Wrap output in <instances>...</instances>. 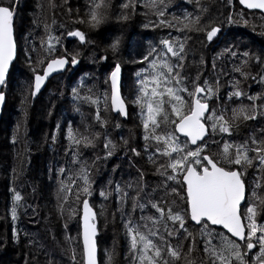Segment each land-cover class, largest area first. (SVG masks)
Instances as JSON below:
<instances>
[{
	"label": "snow or ice",
	"instance_id": "snow-or-ice-1",
	"mask_svg": "<svg viewBox=\"0 0 264 264\" xmlns=\"http://www.w3.org/2000/svg\"><path fill=\"white\" fill-rule=\"evenodd\" d=\"M227 3L231 5L232 0H227ZM239 4L247 9L264 11V0H239ZM197 5L199 14L173 17L172 21L165 17L168 7L165 0H149L146 5L154 10L157 23L150 22L145 27L175 28L185 35L161 40L163 50L152 47L141 62L149 61V57L154 58L147 68L136 73L141 77L138 81L141 87L134 103L141 109L143 151L154 166V174L163 178L161 183L149 188L144 182V173L140 172L134 182L122 185L109 180L99 191V196L105 201L115 195V212L112 215L115 217L119 213L123 221L130 264H194L190 257L197 250L203 252L207 264H264V224L257 221L258 216L264 218V195L260 194L264 193V126L250 131L240 141L233 139L234 129L240 124L264 121V95H247L239 87L241 81L236 80L234 90L228 93L223 105L210 107L213 98L222 99L218 96L219 79L211 84L207 79L201 81V73L194 78L187 74L186 45L192 39L189 33H203L211 42L222 29L211 20L205 22L202 14L207 12V8L200 5V0H197ZM18 7L19 0H10L7 4L0 0V106L6 100L3 88L7 86L10 66L16 57L14 19ZM39 7L43 8L42 5ZM110 7V0H90L87 19L78 22L98 29L108 19ZM135 7L134 0H126L121 5L119 19L127 21ZM227 21L235 22L231 15ZM244 22L247 23L246 20ZM43 26L47 32L49 25L44 23ZM66 35L76 38L81 45L91 43L86 33L79 29L69 30ZM120 43L119 37L110 43L109 48L114 54L118 52ZM60 44V38L50 34L46 39H41V47L46 55L37 61L41 65L40 71L32 68V97L40 93L52 73L67 71L80 63L79 51L70 52L64 48L63 54H57V45ZM225 52L233 57L238 55L231 47L225 48ZM241 55L243 67H236L234 71L239 72L245 80H256L257 77L244 68L252 61L264 66V51L260 54L244 51ZM99 59L107 60V57L101 56ZM212 68H216L214 62ZM110 69L103 80V85L107 87L102 93L93 86L82 94L83 82L71 90L74 100L95 106L94 119L101 127L108 123L102 112H114L125 118L128 116L121 95V64L110 65ZM258 76V82L264 84V72L258 73ZM241 98L251 103H240L230 108L229 116L228 102L235 103ZM257 100L261 103L257 104ZM79 110L77 107L76 111ZM225 135L229 139L225 140ZM217 136L221 139L217 140ZM97 137L98 133L85 134L74 129L71 122L68 124L66 139L72 150L71 163L80 167L68 176L67 181H60L59 191L71 193L79 207L65 209L64 204H68L69 199L68 195H64L60 198L63 204H58V210L61 215L65 211L76 215L82 210L83 248L79 264H97L98 222L106 212L104 205L97 212L90 204L94 180L90 166L80 159V149L94 146ZM51 139L55 142L56 136L52 135ZM214 146L215 151L212 150ZM115 147L110 140H105V159L113 155ZM129 150L134 156L141 154L136 148ZM250 169L253 170L251 173ZM57 172L63 176L71 170L59 167ZM157 188H162L163 197L157 198ZM12 191L11 216L15 222L22 196L15 189ZM152 210L154 214H146ZM189 224L196 226L195 231H189ZM71 239L65 237L69 243ZM11 242L19 243V233L15 227ZM4 246L6 239L0 238V248ZM254 249L258 251L250 255ZM68 251L71 264H77L75 249L69 248ZM111 259L112 254H109ZM48 264H54V261L49 260Z\"/></svg>",
	"mask_w": 264,
	"mask_h": 264
},
{
	"label": "trees",
	"instance_id": "trees-1",
	"mask_svg": "<svg viewBox=\"0 0 264 264\" xmlns=\"http://www.w3.org/2000/svg\"><path fill=\"white\" fill-rule=\"evenodd\" d=\"M125 2L126 0H110L108 19L98 29H91L87 23L78 22L87 19L90 0H20L16 23L18 19L25 17L28 24L22 33H17L18 57L10 73L8 82L11 93L8 92L6 109L0 123V238L6 239V246L0 248V264H48L49 260L54 261V264H71L68 249L72 246L65 240L66 235L58 237L53 226L45 219L56 212L61 224L62 215L58 210V204H63L60 198L64 195H68L69 199L64 208L79 207L71 193L59 191L60 181H67L68 176L78 171L80 167L79 164L71 163L72 150L69 149V141L66 139L69 122L74 129H79L82 133H98L94 146L80 149V159L90 166L94 180L90 203L97 212L101 205L106 208V218L101 217L98 222L100 264H130L123 221L119 213H116L115 217L112 215L115 212V195L105 201L99 196V191L109 180L122 185L134 182L140 172L144 173V182L149 188L157 187L161 183L162 177L154 174V170L148 171L145 168L150 162L147 159L148 154L143 151L144 129L142 116L139 114L140 107L134 103L141 87L138 82L141 77L136 73L147 68L149 61L154 58L149 57V61L141 62L152 47L163 50L161 40L170 36L183 37L185 34L176 31L175 28L151 25L145 27L144 25L150 22L157 23L154 10L146 7L149 0H134L136 7L130 13V18L127 21L119 19L121 5ZM165 2L168 3L165 17L170 21L173 17H182L189 13L199 14L197 0ZM39 5L43 8L41 9ZM200 5L207 8V12L202 14L204 21L211 20L221 26L222 30L211 42L203 33H189L192 39L186 45L187 74L194 78L197 73H201V81L207 79L211 84L219 79L218 96L222 99L213 98L219 103L216 105H223L228 93L234 90L233 84L236 80L241 81L239 87L247 95H264V84L258 82V73L264 72V66L252 61L244 68L252 76H256V80L250 78L245 80L239 72L234 71L236 67H243L241 54L244 51L255 54L264 51V26L256 21L258 16L261 17V13L243 9L238 0H232L231 5L227 0H200ZM229 15L235 22L228 23ZM44 23L49 25L47 32ZM76 29L85 32L91 43L81 45L78 40L70 41L66 33ZM49 34L61 40V44L57 45V54H63L64 48L70 52L79 51L80 63L77 68H70L65 74L55 77L44 91L32 97L30 87L33 79L32 68L37 71L41 69V65L39 63L37 66L33 65L32 60L37 58L38 61L41 54L43 59L45 58L46 53L41 47V39H46ZM116 37L120 38L121 43L118 52L114 54L109 45ZM228 47L238 55L233 57L226 53L225 48ZM101 56H106L107 60H100ZM117 62L124 66L123 75L131 69L138 83V90L136 89L129 97L126 91L124 94L122 84L124 97L129 104L128 116L125 118L114 112H102L108 123L101 127L94 119L95 106L74 100L71 90L83 82L82 94L93 86L102 93L107 87L103 85V80L111 70L110 65ZM213 62L216 64L215 70L212 68ZM22 65L24 70L20 69ZM240 103L251 102L246 98H241L235 103L228 102L227 114L230 116V108L237 107ZM256 103L260 104L261 101L257 100ZM212 106L214 104H210V107ZM77 107L79 111H76ZM117 124L120 126L117 127ZM262 126L264 121L240 124L234 129L233 139L240 141L250 131ZM52 135L56 136L55 142L51 139ZM106 139L116 145L113 155L107 159L104 148ZM216 139L220 140L221 137L217 136ZM224 139L227 140L229 137L225 135ZM131 148H136L141 153L140 156H134L129 150ZM212 150H216L215 146ZM59 167L70 169L71 172L60 176L57 172ZM249 171L251 173L253 170ZM13 189L22 196L15 222L11 216ZM155 195L157 198L163 197L162 188H157ZM146 214H154V210ZM136 215L139 216V213ZM108 216H111L110 221L107 219ZM74 217L78 218L77 222L80 224L81 210ZM106 226L110 229L107 241ZM111 226L116 232L112 233ZM13 227L19 233V243L11 242ZM187 227L189 231L196 229L193 224ZM77 230L79 232L74 231V234L71 232L70 234H73L82 251L80 228ZM119 241H122L120 249ZM72 244L77 248L74 242ZM257 251L258 249H254L250 255H255ZM109 254H112L111 261ZM191 257L194 259L199 257L203 262L201 264H207V258L201 250L194 251ZM81 258L82 253L77 258V264Z\"/></svg>",
	"mask_w": 264,
	"mask_h": 264
},
{
	"label": "rangeland",
	"instance_id": "rangeland-1",
	"mask_svg": "<svg viewBox=\"0 0 264 264\" xmlns=\"http://www.w3.org/2000/svg\"><path fill=\"white\" fill-rule=\"evenodd\" d=\"M4 3H9L10 0H3ZM19 14V12H18ZM19 18V16H18ZM257 23L264 26V16L261 14V17H257L256 19ZM28 20H25V17H22L21 20L18 19V23H16V31L18 34L22 33L23 30L26 28L27 26V23ZM43 59V55L41 54V56L38 58V60H41ZM32 64L37 66L38 63H37V58H33L32 60ZM123 69H124V66H122ZM24 66L22 65L20 69H23ZM24 70V69H23ZM79 71V69H77ZM78 72H76L77 74ZM122 84H123V88H124V94H125V91L126 93L128 94L129 97H131L134 93V91L137 89L138 90V83L135 81V75L134 73L131 71V69H128L125 74L123 75V81H122ZM10 83L8 82L7 83V86L5 87V92H8L11 93L10 91ZM128 103V102H127ZM210 104H219L217 101H215L214 99L212 101H210ZM129 105V104H128ZM129 109V107H128ZM139 114H141V109L139 111ZM139 129V127H138ZM148 171L149 170H154V166L151 164V163H147L146 164V167H145ZM69 207H66L65 209H68ZM58 216L56 215V212L54 213H51L49 217L45 218L46 219V222L51 224L53 226V228L55 229L56 231V234L58 237H64L66 235V237H71V246L72 248L75 249L76 251V259L79 257L80 253H82L81 249H79L78 247V244L76 242V239H74V236H73V232H79L77 230V228L79 227L80 228V238H81V219H80V224L77 222V219L74 217V215H71L70 212L68 211H65L64 214L62 215L61 217V224L57 218ZM78 217V216H77ZM107 219L110 221L111 219V216H108ZM257 221L258 223H261V224H264V218H261L260 216L257 217ZM65 224H67V228H65ZM106 229L108 231V235L106 234V241L109 239V233H110V229H109V226H106ZM65 230V231H64ZM58 231V232H57ZM111 231L112 233L116 232V230L111 226ZM66 232V233H65ZM73 233V234H70ZM78 235V234H77ZM78 239V238H77ZM69 242V241H67ZM72 242H74V244L77 246V248L72 244ZM121 243L122 241H119L118 242V249L121 248ZM78 249V251H77ZM106 251L108 253V245L106 247ZM194 264H201L203 263L201 261V259L198 257L196 259H194V257H191ZM114 263V262H113Z\"/></svg>",
	"mask_w": 264,
	"mask_h": 264
},
{
	"label": "water",
	"instance_id": "water-1",
	"mask_svg": "<svg viewBox=\"0 0 264 264\" xmlns=\"http://www.w3.org/2000/svg\"><path fill=\"white\" fill-rule=\"evenodd\" d=\"M238 3H239V0H238ZM19 5H20V0H19ZM240 5V4H239ZM240 7H242L243 9L245 10H248V11H257L259 13H261L263 16H264V11L260 10V9H247L245 8L243 5H240ZM18 10H19V7L17 8V12H16V17L14 19V39L16 41V44H17V49H16V57L14 58L13 62H12V65L10 66V73H11V70L13 68V65L15 63V61L17 60V57H18V42H17V31H16V19H17V15H18ZM68 39L70 41H74V40H77L76 38H70L68 37ZM77 66V65H76ZM75 66V67H76ZM75 67H72V68H75ZM67 71H62V72H54L52 73L48 79L45 81L44 85L42 86L41 88V91H44L48 84L57 76H60V75H63L65 74ZM10 73H9V77H8V81H9V78H10ZM122 81H123V67L121 66V85H122ZM3 91L5 92V87L3 88ZM6 94V100H5V103L0 106V123L3 119V115H4V112H5V109H6V105H7V101H8V94L7 92H5ZM121 95L122 97L124 98L125 100V103H126V106H127V111H128V103L124 97V94H123V91H122V87H121ZM183 138V137H182ZM91 204V203H90ZM94 210H96L94 208ZM82 232H83V221H82V210H81V243H82V248H83V239H82ZM99 257H100V249H99V245H98V239H97V252H96V261H97V264H100V261H99Z\"/></svg>",
	"mask_w": 264,
	"mask_h": 264
},
{
	"label": "flooded vegetation",
	"instance_id": "flooded-vegetation-1",
	"mask_svg": "<svg viewBox=\"0 0 264 264\" xmlns=\"http://www.w3.org/2000/svg\"><path fill=\"white\" fill-rule=\"evenodd\" d=\"M77 67H78V65L75 68H77Z\"/></svg>",
	"mask_w": 264,
	"mask_h": 264
},
{
	"label": "bare ground",
	"instance_id": "bare-ground-1",
	"mask_svg": "<svg viewBox=\"0 0 264 264\" xmlns=\"http://www.w3.org/2000/svg\"><path fill=\"white\" fill-rule=\"evenodd\" d=\"M40 166V165H39Z\"/></svg>",
	"mask_w": 264,
	"mask_h": 264
}]
</instances>
